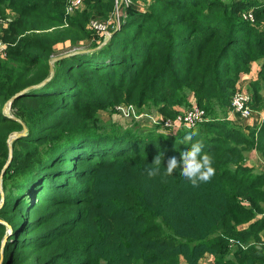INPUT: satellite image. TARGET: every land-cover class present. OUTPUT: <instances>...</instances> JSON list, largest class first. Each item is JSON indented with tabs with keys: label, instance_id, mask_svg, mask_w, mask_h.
Segmentation results:
<instances>
[{
	"label": "trees",
	"instance_id": "trees-1",
	"mask_svg": "<svg viewBox=\"0 0 264 264\" xmlns=\"http://www.w3.org/2000/svg\"><path fill=\"white\" fill-rule=\"evenodd\" d=\"M142 1L121 5L104 42L90 22L111 20L115 0L70 16L66 0H0V264H264V170L247 164L252 150L264 158V121L227 118L254 62L251 107L264 109V0ZM79 39L88 47L58 53ZM121 106L206 117L173 129L102 120ZM189 129L212 180L148 178L155 156L166 166L190 147Z\"/></svg>",
	"mask_w": 264,
	"mask_h": 264
},
{
	"label": "built area",
	"instance_id": "built-area-1",
	"mask_svg": "<svg viewBox=\"0 0 264 264\" xmlns=\"http://www.w3.org/2000/svg\"><path fill=\"white\" fill-rule=\"evenodd\" d=\"M86 0H66V15L74 14L78 9L82 8ZM130 4L132 0H115V12L113 14V18L107 22L91 20L90 28L96 31L100 35H104L105 37L110 34L111 27H120L121 22V5L122 4ZM246 18L250 20H254L253 11H249L244 15ZM6 52V43L0 39V54H5ZM252 95L249 90L240 88L233 96L231 103V112L237 114L239 117L248 118L252 115L253 109L251 107ZM122 107V106H121ZM129 112L134 114L135 119L143 116L144 118L149 119L153 124H161L166 129L179 128L181 126L186 127H195L199 123L203 122L206 117V111L203 108L198 106H194L190 109L180 112L175 118H162L161 116L150 115L145 113H138L134 109L133 106H129ZM120 108V107H119ZM128 108V107H127ZM149 116H152V120H150ZM155 116V117H154ZM146 119V120H147ZM264 121V120H263ZM239 241L230 240L231 246H235L239 244ZM208 262V261H207ZM209 263V262H208Z\"/></svg>",
	"mask_w": 264,
	"mask_h": 264
},
{
	"label": "clouds",
	"instance_id": "clouds-1",
	"mask_svg": "<svg viewBox=\"0 0 264 264\" xmlns=\"http://www.w3.org/2000/svg\"><path fill=\"white\" fill-rule=\"evenodd\" d=\"M197 135L198 131L189 129L183 138V143L191 142L190 147L181 152L179 158L169 157L166 166L163 165L160 155L155 156L145 168L148 178L154 179L159 176L166 179L173 176L174 172L179 169V176L194 188L202 183L210 182L216 173L213 158L204 152L202 140H194Z\"/></svg>",
	"mask_w": 264,
	"mask_h": 264
},
{
	"label": "rangeland",
	"instance_id": "rangeland-1",
	"mask_svg": "<svg viewBox=\"0 0 264 264\" xmlns=\"http://www.w3.org/2000/svg\"><path fill=\"white\" fill-rule=\"evenodd\" d=\"M137 3L142 5L143 7H145V4H146L142 0H137ZM249 11H251V9L247 8L245 13L247 14ZM61 29H67V28L64 27V28H61ZM78 41H77V44L74 45V46H72L69 41L66 42V43L58 44L56 46L57 50H58V53L59 54L60 53L61 54H65L66 52H69V51H72V50H75V49H80V48H85V47L87 48L88 47V45H86V44H85V46L82 45V43L83 44L85 43L84 41H80V39ZM129 108L130 107L127 108L125 106H122L116 112H113V113L102 112L101 113L102 120L104 122H106V123H108V122L118 123V124L122 125L124 128L125 127L127 128L129 126H131V127L132 126L133 127L134 126H141V128L152 127V124H150L149 121H148L149 119H147V118L143 119V116L139 117V118H142V119H135L134 118L135 117L134 114L129 112ZM134 109H135V107H134ZM5 112L7 114H10L11 110L9 109V111L7 110ZM136 112L138 113V115H139V112H142V114L146 112L147 114H150V115L162 116V114L158 110H156L155 108H150V109L142 108V110H140V111H138L137 108H136ZM149 118H150V120H152V116H149Z\"/></svg>",
	"mask_w": 264,
	"mask_h": 264
},
{
	"label": "crops",
	"instance_id": "crops-1",
	"mask_svg": "<svg viewBox=\"0 0 264 264\" xmlns=\"http://www.w3.org/2000/svg\"><path fill=\"white\" fill-rule=\"evenodd\" d=\"M260 69V63L254 62L252 64L251 72L248 74L242 75L241 82H240V88L249 90L250 83L253 79L257 77L258 71ZM194 102V101H192ZM228 119L233 121L235 124L246 127L249 125L259 124L264 120V109L262 110H254L252 115L248 118H242L239 117L237 114L229 112ZM247 164L249 166H253L257 170H264V158L261 153H259L257 150H252L247 158ZM207 261L211 263L213 260L211 256L207 258ZM186 264V263H182Z\"/></svg>",
	"mask_w": 264,
	"mask_h": 264
},
{
	"label": "water",
	"instance_id": "water-1",
	"mask_svg": "<svg viewBox=\"0 0 264 264\" xmlns=\"http://www.w3.org/2000/svg\"><path fill=\"white\" fill-rule=\"evenodd\" d=\"M112 34H113V32H110V34L106 36L104 42H106V41L112 36ZM63 56H65V55L54 57V58L50 61V75H49L48 78H46L43 82H41V83H39V84H36V85H33V86H30V87H27V88H25L24 90H22L21 92H19V93H17L16 95H14V96H13V97H12L7 103H6V105H5V107H4V110H5V111H7V110L9 111V109H10V105H11L12 101H13L16 97H18L19 95L25 93L28 89H30V88H32V87H35V86H40V85L46 83V82H47V81L53 76V74H54V62H55L57 59H59V58H61V57H63ZM27 133H28V128H27V126L24 124V128H23V130L20 131V132H18V133H16L15 135H13V136L11 137V139L9 140V146H10V158H9L7 164L5 165V168L9 165V163H10V161H11V158H12V142H13V140L19 138L20 136L27 135ZM1 187H2V186H1ZM3 195H4V193H3V191H2V196H3ZM4 242H5V239H4Z\"/></svg>",
	"mask_w": 264,
	"mask_h": 264
}]
</instances>
